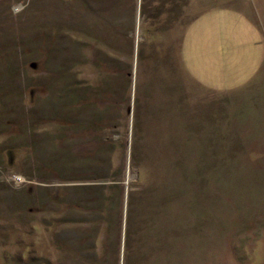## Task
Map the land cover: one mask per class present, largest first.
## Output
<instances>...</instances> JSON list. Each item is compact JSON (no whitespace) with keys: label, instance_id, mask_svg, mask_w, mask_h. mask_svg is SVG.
<instances>
[{"label":"rangeland","instance_id":"obj_1","mask_svg":"<svg viewBox=\"0 0 264 264\" xmlns=\"http://www.w3.org/2000/svg\"><path fill=\"white\" fill-rule=\"evenodd\" d=\"M255 6L0 0V264H264V67L221 88L179 53Z\"/></svg>","mask_w":264,"mask_h":264},{"label":"crops","instance_id":"obj_2","mask_svg":"<svg viewBox=\"0 0 264 264\" xmlns=\"http://www.w3.org/2000/svg\"><path fill=\"white\" fill-rule=\"evenodd\" d=\"M252 14L255 18L241 9L216 7L204 18H194L179 52L188 74L199 80L206 71L221 81L216 82L221 88L258 81L264 67V7L255 6Z\"/></svg>","mask_w":264,"mask_h":264}]
</instances>
